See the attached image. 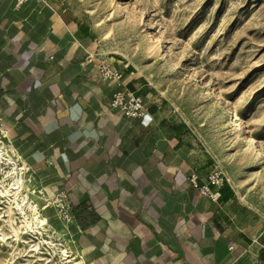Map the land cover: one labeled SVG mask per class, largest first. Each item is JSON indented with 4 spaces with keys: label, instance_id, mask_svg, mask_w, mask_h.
<instances>
[{
    "label": "crops",
    "instance_id": "obj_1",
    "mask_svg": "<svg viewBox=\"0 0 264 264\" xmlns=\"http://www.w3.org/2000/svg\"><path fill=\"white\" fill-rule=\"evenodd\" d=\"M103 42L81 0H0L1 139L39 204L66 193L79 264H264L262 216L226 177L218 198L199 192L217 167L202 134ZM103 58L120 81L100 79ZM117 89L141 96L145 116L110 109Z\"/></svg>",
    "mask_w": 264,
    "mask_h": 264
},
{
    "label": "rangeland",
    "instance_id": "obj_2",
    "mask_svg": "<svg viewBox=\"0 0 264 264\" xmlns=\"http://www.w3.org/2000/svg\"><path fill=\"white\" fill-rule=\"evenodd\" d=\"M81 2L96 22L103 51L122 54L162 90L202 134L238 196L264 219V0ZM147 22L150 28H145ZM230 114L242 121L254 147L244 142V132L235 129ZM2 135L0 142L21 162ZM8 168L0 161V179ZM22 171L30 176L27 167ZM50 202L38 203V215L47 210L48 221L60 224L29 229L14 203L0 195V264H69L60 248L78 261L61 226L65 221ZM26 214L30 219L31 212Z\"/></svg>",
    "mask_w": 264,
    "mask_h": 264
},
{
    "label": "bare ground",
    "instance_id": "obj_3",
    "mask_svg": "<svg viewBox=\"0 0 264 264\" xmlns=\"http://www.w3.org/2000/svg\"><path fill=\"white\" fill-rule=\"evenodd\" d=\"M111 1L118 3V0H111ZM150 27L151 25L148 22L145 23V28H150ZM202 84L203 87L207 90V93H209L211 97L218 102L220 107H223L224 104L221 98L215 92L208 91V87L206 83H202ZM228 112L230 113L229 109ZM233 119H235V116ZM235 129L243 131L244 142L254 147L255 143L253 137L244 130V125L241 120L235 119ZM257 155L259 156L262 155V151L260 149L257 150ZM0 161L4 162V164H7L9 166L8 170L6 169L7 171L4 174V178L0 179V182L9 179L4 184L0 183L1 185L0 195L2 197H5L7 201L10 202L11 204L14 203L13 208H16L19 211V213L22 215L25 226L29 227V229L32 227L35 228L44 227L46 225L55 228L54 224L48 221L49 218L46 212L44 216L38 215L37 205L41 201V197L37 193L38 188L34 184V180L31 178V176L28 177L23 176L22 170L26 168L25 162L21 160V162L17 163L16 160L13 159L12 156L8 153V149L6 148L4 142H0ZM45 200L50 201L51 198H47ZM26 211L31 212L30 219L26 214ZM62 226L64 228H67L69 226L68 221L62 222ZM69 249L71 250L70 247ZM59 251L62 257L65 259V261L69 262V264H78L76 261L70 258V255L68 254V251L66 249L60 248Z\"/></svg>",
    "mask_w": 264,
    "mask_h": 264
},
{
    "label": "built area",
    "instance_id": "obj_4",
    "mask_svg": "<svg viewBox=\"0 0 264 264\" xmlns=\"http://www.w3.org/2000/svg\"><path fill=\"white\" fill-rule=\"evenodd\" d=\"M25 1L27 0H16V3L21 4ZM98 76L102 80L112 79L116 80L117 82L121 80L120 70L112 62L104 58L98 62ZM109 106L110 109L117 110L120 115L127 118H140L145 116L147 113L143 98L127 90H114L111 94ZM195 179V176H191L190 178L194 185ZM224 179L225 177L222 171L217 166L207 175V181L203 185L199 186L198 190L202 195L210 199H216L219 196V187L224 182ZM210 184H213L216 189H210ZM39 193H42V191H39ZM50 204L53 206L57 216L60 219L68 221L70 218H72L70 204L64 191L57 192L53 198H51Z\"/></svg>",
    "mask_w": 264,
    "mask_h": 264
}]
</instances>
